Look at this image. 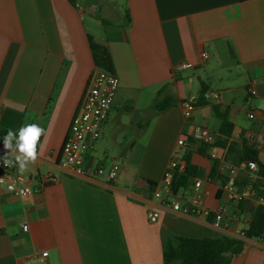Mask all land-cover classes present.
I'll use <instances>...</instances> for the list:
<instances>
[{
    "label": "crops",
    "instance_id": "obj_1",
    "mask_svg": "<svg viewBox=\"0 0 264 264\" xmlns=\"http://www.w3.org/2000/svg\"><path fill=\"white\" fill-rule=\"evenodd\" d=\"M100 10L89 0H0V130L39 124L37 160L22 174L57 180L27 197L0 187V264H164L169 236L240 238L258 207L227 202L220 164L224 156L242 163L244 147L253 146L264 166V0H126V15L113 19L96 16ZM92 43L108 48L120 88L85 175L77 176L63 166L62 150L97 68ZM186 62L194 68L180 70ZM204 88L205 100L186 118L182 102L198 103ZM160 92L173 105L155 114ZM218 114L233 123L230 137ZM203 128L215 147L199 140ZM183 138L182 160L193 174L177 195L198 194L212 211L228 203L221 227L155 198ZM15 145L7 150L0 141V158ZM113 165L121 168L113 182L93 174ZM150 209L160 213L155 223ZM245 242L232 264H264V241Z\"/></svg>",
    "mask_w": 264,
    "mask_h": 264
},
{
    "label": "built area",
    "instance_id": "obj_2",
    "mask_svg": "<svg viewBox=\"0 0 264 264\" xmlns=\"http://www.w3.org/2000/svg\"><path fill=\"white\" fill-rule=\"evenodd\" d=\"M202 58L207 60L209 54L204 52ZM193 68L194 65L187 62L179 66L182 71ZM119 88L120 80L113 72L96 68L90 77L62 150L63 166L77 176L85 175L86 160L101 139L103 126L113 109ZM250 94L256 95V91L250 90ZM208 97L219 99L220 96L219 94H209ZM182 108L185 117L191 118L197 110L196 99L191 98L183 101ZM249 118L254 120L256 118L255 113L251 112ZM199 140L210 146H216L215 137L206 128L200 130ZM187 147L188 143L184 138L179 140L173 159L163 176L162 188L155 193V198L171 208L173 212L195 218L213 217L214 225L221 227L225 222H228V203L239 205L253 200L258 205H264V196L260 194L258 188V182L261 179L258 164L254 161L232 164L227 156L222 158L220 169L227 172L224 193L228 203L221 205L216 211H212L198 194L184 200L175 194L173 192L175 175L186 173L187 170V163L182 160L183 150ZM261 148L264 149V145ZM210 158L214 161L219 160V155L213 151ZM13 164L15 165V163ZM120 171L119 165H113L109 169L97 168L93 174L105 176L109 182H113L117 179ZM56 181V177L53 175L40 176L36 180L32 179L28 175L20 173L17 165L5 167L3 159L0 158V187L10 194L23 197L32 196L41 193L46 186ZM10 184L15 185L13 190H8ZM240 185L241 189L239 188ZM203 186L201 180H197L194 184L197 191L201 190ZM148 217L150 222L155 223L159 220L160 213L155 209H150ZM23 229L28 232L29 227L26 225ZM239 235L240 239H245V231H241Z\"/></svg>",
    "mask_w": 264,
    "mask_h": 264
},
{
    "label": "trees",
    "instance_id": "obj_3",
    "mask_svg": "<svg viewBox=\"0 0 264 264\" xmlns=\"http://www.w3.org/2000/svg\"><path fill=\"white\" fill-rule=\"evenodd\" d=\"M73 1V0H72ZM244 2L246 0H239ZM130 20L128 16V21ZM92 50L97 68L113 72L112 58L108 48L92 43ZM207 90L202 89L198 105H201L206 98ZM162 92L158 94V98L154 104L155 114H159L169 109L173 104L168 98L161 99ZM222 121L221 133L226 137L232 135L233 123L230 122L226 114H218ZM7 132L0 133V141L4 143V137ZM41 136L39 138V141ZM12 141V145L15 143ZM39 141L37 148L39 147ZM217 144V142H216ZM222 146L225 142L219 143ZM233 146H230V151ZM258 150L253 146H245L242 156L243 162L254 161L259 166V174L261 179L258 182L260 194L264 196V166L258 158ZM230 160V158H228ZM188 166L185 174H176L174 180L173 192L177 194L182 187H185L189 181V176L193 174V167L187 161ZM218 163L214 165L212 177L217 174ZM246 239H256L264 241V205H258L248 229L245 230V239L234 238L226 235L220 237L205 238H188L181 236H169L167 238L166 250L164 252V264H232L235 257L241 255L245 249Z\"/></svg>",
    "mask_w": 264,
    "mask_h": 264
},
{
    "label": "clouds",
    "instance_id": "obj_4",
    "mask_svg": "<svg viewBox=\"0 0 264 264\" xmlns=\"http://www.w3.org/2000/svg\"><path fill=\"white\" fill-rule=\"evenodd\" d=\"M44 129L36 123L22 125L17 131L8 130L4 137V148L10 150L13 148L12 141L16 140L15 151H8L2 158L5 167L19 165L18 171L24 173L29 163L37 160V143ZM15 159L14 165L11 161ZM15 185H9L8 190H13Z\"/></svg>",
    "mask_w": 264,
    "mask_h": 264
},
{
    "label": "rangeland",
    "instance_id": "obj_5",
    "mask_svg": "<svg viewBox=\"0 0 264 264\" xmlns=\"http://www.w3.org/2000/svg\"><path fill=\"white\" fill-rule=\"evenodd\" d=\"M84 4L86 0H78ZM95 3L101 10L96 16L107 17L109 19L126 15V0H89Z\"/></svg>",
    "mask_w": 264,
    "mask_h": 264
}]
</instances>
